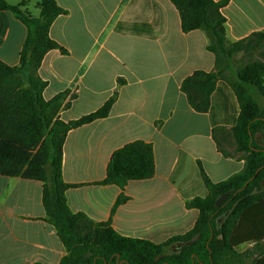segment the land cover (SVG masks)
Segmentation results:
<instances>
[{
	"label": "crops",
	"instance_id": "1",
	"mask_svg": "<svg viewBox=\"0 0 264 264\" xmlns=\"http://www.w3.org/2000/svg\"><path fill=\"white\" fill-rule=\"evenodd\" d=\"M34 18L42 0H4ZM222 1V0H215ZM59 16L50 37L61 49L44 57L38 76L47 83L45 101L68 94L60 113L65 122L101 109L115 98L107 118L70 131L63 148V180L71 185L67 204L95 223H110L122 237L163 244L184 236L200 212L187 204L206 198L202 167L215 184L245 168L242 154L229 150L217 128H234L240 105L225 81H218L207 113H198L181 90L195 72L215 71L203 31L184 33L170 0H56ZM228 38L240 41L264 30V0H229L222 9ZM27 27L0 11V62H21ZM144 142L153 147L155 175L124 188L103 185L114 153ZM230 148V146H229ZM44 185L0 176V264H60L68 251L46 221ZM120 197L126 203L112 210Z\"/></svg>",
	"mask_w": 264,
	"mask_h": 264
},
{
	"label": "trees",
	"instance_id": "2",
	"mask_svg": "<svg viewBox=\"0 0 264 264\" xmlns=\"http://www.w3.org/2000/svg\"><path fill=\"white\" fill-rule=\"evenodd\" d=\"M177 8L184 33L203 31L208 50L215 55V71H197L181 87L191 107L207 113L218 81H225L240 105L237 125L217 128L214 139L225 157L229 154L217 138L232 137L235 152L242 154L245 168L225 182L215 184L201 169L208 190L206 198L187 204L200 212L195 227L184 236L163 244L120 236L110 223H95L85 214H74L67 204L71 185L63 180V148L70 131L107 118L115 98L98 111L68 123L60 119L68 94L45 101L47 87L38 71L47 53L61 49L50 37L55 20L67 12L56 0H42L41 15L34 18L20 7L0 0V11H10L27 27L28 34L18 67L0 62V176L22 177L44 185L46 221L53 225L68 255L60 264H264V147L256 137L264 136V30L240 41L228 38L227 18L222 9L229 0H170ZM260 52L237 72L239 55ZM155 175L153 147L136 142L112 156L103 185L124 188L130 181ZM229 193L217 207L218 199ZM120 197L112 213L126 203ZM180 244L183 246L180 248ZM252 250L240 252V248Z\"/></svg>",
	"mask_w": 264,
	"mask_h": 264
},
{
	"label": "rangeland",
	"instance_id": "3",
	"mask_svg": "<svg viewBox=\"0 0 264 264\" xmlns=\"http://www.w3.org/2000/svg\"><path fill=\"white\" fill-rule=\"evenodd\" d=\"M256 59H260V52L257 51V52H253L247 56L245 55H239L236 59V63H235V66H234V71H238L240 69H242L245 65H247L248 63H251L253 60H256ZM261 104L264 105V103L260 100ZM224 142L225 143H228L229 146L227 147V149L229 150H232V149H235V142L233 140L232 137L228 136L227 135V140H225V135H224ZM256 142L258 145L264 147V136H262L261 134H259L257 137H256ZM223 146V145H222ZM226 148V146H223ZM246 250H252L251 247H243V248H240V252H245Z\"/></svg>",
	"mask_w": 264,
	"mask_h": 264
},
{
	"label": "water",
	"instance_id": "4",
	"mask_svg": "<svg viewBox=\"0 0 264 264\" xmlns=\"http://www.w3.org/2000/svg\"><path fill=\"white\" fill-rule=\"evenodd\" d=\"M229 193H227V194H224L223 196H221L219 199H218V201H217V203H216V205H217V207H219V206H221L222 205V203H224L226 200H227V198L229 197ZM183 246V244H180V248Z\"/></svg>",
	"mask_w": 264,
	"mask_h": 264
}]
</instances>
